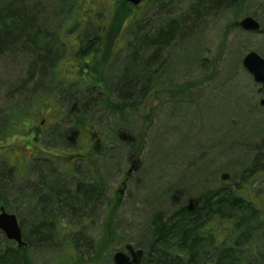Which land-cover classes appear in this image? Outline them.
<instances>
[{"label": "rangeland", "instance_id": "obj_1", "mask_svg": "<svg viewBox=\"0 0 264 264\" xmlns=\"http://www.w3.org/2000/svg\"><path fill=\"white\" fill-rule=\"evenodd\" d=\"M20 1L41 6V22L37 25L45 33L38 34L41 28L22 21L21 30L32 33L34 39L39 36V40L33 39L32 43L24 39L14 52L0 55V178L6 185L9 202L0 207L18 217L22 233L28 237L35 236L31 230L40 222L38 210L42 206L53 209L46 216L55 218L49 220L55 222V235L41 246L27 247L30 264H66L79 259L78 251H83L85 257L78 264H114L112 256L117 251L125 252L126 244L145 252L147 225L156 213L162 211L167 217L166 213L181 203L198 201L207 192L218 190L227 196L233 182L243 185L244 198L260 210L257 214L262 219L253 221L256 226L249 231L243 247L249 264H264V109L257 106L256 86L244 74L242 65L244 55L250 51L264 57V36L237 26L246 15L256 12V19L264 27V11L260 13L250 6L255 0H235L233 6L198 3L201 0H150L135 8L126 3L122 8L126 11L121 21L124 26L116 31L114 45L120 49L108 63L91 65V70H99L106 79L114 100L112 87L127 58L134 53L135 34L141 41L146 32L180 19L176 35L161 47L160 56L152 62L154 76L139 78L150 81L146 95L133 96V103L121 114L89 109L88 122L94 126L87 125L89 131L80 134L77 130L71 142L57 136V130L78 128L74 126L75 115L68 114L64 92L76 84L75 79L67 80L65 76L73 66L64 60L80 46L77 36L81 31L93 28L100 33V40L106 39L116 8L123 0ZM6 2L0 0V11ZM259 2L264 4V0ZM191 5L200 9L198 18ZM21 12L26 14L25 9ZM152 49L145 48L143 59L151 55ZM47 57L52 60L49 68L41 69V63L32 68L38 58ZM86 94L79 95L76 104L87 103ZM43 114L58 124L57 130H51L54 126L38 129ZM16 117L21 122L19 131H12L10 125ZM116 129L131 135L132 140L120 142ZM36 133L40 134L37 140L33 135ZM99 136L109 150L100 173L105 175L107 197L112 202L108 204L106 200L100 209L87 206L75 214L65 204L55 205L52 198L46 205L39 202V191L47 193L52 180H57L56 191L64 194L69 185L77 193L75 186L87 179L89 171L84 161L72 164L71 159L86 154L88 138ZM38 146L45 152L37 151L38 159H29ZM44 159L51 162L43 163ZM255 164L257 174L249 172ZM226 173L229 177L222 179ZM125 179L121 194L120 184ZM252 179L255 180L249 184ZM110 218L115 235L105 250L102 225ZM217 222L215 232L227 235L232 223L222 221L218 227ZM233 240L229 238L227 242ZM166 243L175 244L176 237ZM143 260L146 262L145 255Z\"/></svg>", "mask_w": 264, "mask_h": 264}, {"label": "trees", "instance_id": "obj_2", "mask_svg": "<svg viewBox=\"0 0 264 264\" xmlns=\"http://www.w3.org/2000/svg\"><path fill=\"white\" fill-rule=\"evenodd\" d=\"M7 1L8 2L1 7L2 11H0V55L7 51L14 52L15 47L22 43L24 39L31 42L33 41L34 38L31 36L33 35L32 33L29 34L24 29L21 30L20 22L22 23V21L30 22L38 30L42 29L39 31V34L45 33L43 27L37 25L41 22V19H38L41 13L39 11L41 6L38 4L35 6L28 5L22 3L20 0ZM148 1L150 0H145L144 2ZM203 1L211 5L217 4V6L223 5L222 3L227 6L232 4L233 6L235 2V0H201L198 1V3ZM126 3L129 4L123 0L118 4L112 23L109 26L110 32L106 35L104 41L100 40V33H98L96 29L92 28L90 31H81L77 36L80 46L73 55L71 53L68 54L64 62L74 57L79 59V61L91 58L93 63H108L116 50L120 49V47L116 49L114 45L117 35L116 31L118 29L121 31V28L124 26H122L123 22L121 21L123 16L126 15V11H122V8H124L123 6L126 5ZM197 5H191V9H194L192 11L197 15L196 18H198V11L200 10L199 8L197 10ZM23 9L26 11L25 15H22L21 11ZM179 21L180 19L171 20L165 26L156 28L152 33H150V31L146 32L142 36L141 41L138 39V33L135 34L137 43L134 47V53L131 54V57L127 58L121 75L118 77L117 81H114L115 83L112 87L113 94L116 96L117 101L111 97V88L106 85L104 76L99 75V70H90L92 63L89 66V72L82 71L84 68H88V66L80 62L79 72L76 77L66 74L67 80L75 79L74 81H76L74 86L70 85L71 87L64 89V92L67 94L66 102L68 114L69 116L75 115L76 119L74 121V126L79 129L75 128L76 131L74 129H63L59 131L57 130L58 124L55 123L53 125L54 129L51 128L53 131H58L57 136L63 141L71 142V138H73V136L75 137L78 131L80 134L84 130L89 131L85 128L87 125L94 126V124H89L88 122V120H90L88 116L91 117L88 114L89 109L106 110L109 111V113L121 114L126 107H129V105L133 103V96L138 97L140 93L142 96L146 95L150 81L144 79V82H142L139 78L147 75H149L148 77L154 76L151 74L152 62L157 61V57L160 56L159 51H161V47L169 44L175 37ZM195 23H197V21ZM139 27L141 26L138 25L137 28ZM150 29L153 30L152 27ZM34 40H39V36ZM121 44L124 43L122 42ZM144 47L148 49L154 47L151 55L146 59H143L142 55L145 50ZM128 48L130 49V46H128ZM40 63L42 64L40 65L41 69L44 67L49 68L52 64L51 57H47V59L38 58V60L32 64V68H36ZM154 65L156 64L154 63ZM158 65H161V62L160 64L157 63L156 66ZM41 71L43 75L44 70ZM90 72L92 74H90ZM46 77L48 76L46 75ZM82 93H87L85 97H87L86 100L88 102L82 101L80 104H76L79 101V95ZM94 96L95 98H92ZM20 123V118L16 117L10 125L11 130L19 131L17 127ZM115 133L118 137L117 139L122 142L121 134L125 132L116 129ZM91 136H93V133H91ZM88 142H90V144L87 143L89 148L86 152V158L89 176L84 182H81L80 192H73L74 190L68 185L67 187L69 189H66V191L64 190V194H62V191L60 192L54 189L56 188L57 180H52L51 183L53 186L51 188L49 187L47 193H41L42 191H39L41 199L39 202H43V204L45 203L44 205H46L50 198H52L54 199V203H56L55 205L63 206V204H65L74 214L77 210H82L87 208V206L88 208L97 209L95 206L97 199L100 198H103L105 202L107 200L108 204L112 202H110L112 198L107 197L108 185L104 181L105 175L102 176L100 173L101 167L103 166V157L106 158L109 154L108 146L100 136L99 138L91 137V140L88 138ZM7 165L9 168H12L8 163ZM34 167H37L40 171L42 170L38 166ZM256 167L257 165L255 164V166L250 168L249 172L253 173L257 171L254 169ZM110 171L111 170H107L106 173L108 174ZM52 173L55 172L51 171V174ZM257 173L258 172H255L254 174ZM254 180L255 179H252L249 184ZM242 181L243 178H240V182ZM5 186V183L2 182L0 178V205L8 206L9 202L6 196ZM230 186L231 192H228L227 196L225 193L220 194L218 190L211 194L207 192L203 195V198L198 201L190 200L191 202L189 203H181V205L176 207L171 213H166L167 217L164 216L162 211L151 217L150 223L147 225L148 238L145 240L146 243L144 244L146 262L143 260V264H249L250 262L246 256L247 252L245 248L243 250V246L247 241L249 231L256 226L253 221L255 222L257 218L262 219V217L260 214H257L260 210L256 208V205L252 201L244 198V187L241 183L233 182ZM101 187L103 190H101ZM223 188L224 187H222L221 190H223ZM244 204L247 205V209ZM51 211H53V209H48L46 206H42V208L38 210L37 217H39L40 222L32 226L33 229L31 231L35 232V236L33 235L34 237L24 236L26 242L25 248H18L15 246L16 244H9L0 230V264H30L27 258V247L31 244L40 245V243L44 241H51L52 236L55 235V233L53 234V229L56 226L55 222L49 221L55 220V218L50 215L48 217L46 216V214H49ZM113 212L114 214L116 213L114 210ZM213 220H216V222L218 221V227H221L220 224H222V221L232 223V228H230L228 234L235 235L236 238L231 242H227V239L221 240V233L213 231V227H215L216 224V222H212ZM20 225L22 226V224ZM102 226V232L104 233V239L102 238L104 248L102 249L107 250L106 246L111 245L114 238L112 236L115 235L112 227V218L106 219ZM243 236L244 240L242 239ZM174 237H176V244L171 245L166 243L168 239ZM92 244V241L89 240L88 246L92 248ZM97 252L98 251L95 250L94 255H96ZM78 253L79 259L75 260V258H73V261H76L75 263L72 261L66 264H78L79 262H83L85 259L83 255L84 252L78 251Z\"/></svg>", "mask_w": 264, "mask_h": 264}, {"label": "water", "instance_id": "obj_3", "mask_svg": "<svg viewBox=\"0 0 264 264\" xmlns=\"http://www.w3.org/2000/svg\"><path fill=\"white\" fill-rule=\"evenodd\" d=\"M127 2L138 5L143 0H126ZM239 27L248 31H256L259 29L258 22L253 17H244L238 23ZM243 66L249 70L254 76L256 81H263L264 77H261L257 73V69L260 65L264 66V59L255 51H251L245 55L243 58ZM122 140H130L131 136L122 135ZM134 166L132 163L131 168ZM129 174V173H128ZM228 175L223 174L222 179H227ZM125 184L122 185L120 193H123ZM0 230L4 233L8 240L14 241L18 247L25 246V242L22 240L21 229L18 223L17 216L13 213H8L4 210L3 207H0ZM143 255L142 249H134L130 244L125 245L124 251H117L112 256L114 264H140L141 258Z\"/></svg>", "mask_w": 264, "mask_h": 264}, {"label": "flooded vegetation", "instance_id": "obj_4", "mask_svg": "<svg viewBox=\"0 0 264 264\" xmlns=\"http://www.w3.org/2000/svg\"><path fill=\"white\" fill-rule=\"evenodd\" d=\"M259 1H261V0H255V3L253 4V5H250V6H252L253 7V9H256V11H260V13H262L263 11H264V4L262 3V2H259ZM1 13V12H0ZM246 16H250V17H253L257 22H258V24H259V29L258 30H256V31H245V32H249V33H252V34H259V35H262V36H264V27L260 24V22L256 19V17H257V14H256V12L255 13H253V14H248V15H246ZM245 16V17H246ZM263 57V56H262ZM264 58V57H263ZM68 62H70L71 64L69 65V66H73V67H70L71 68V70H69L68 69V71H69V73H68V76H72V77H76L78 74V72H79V67H80V62H82V63H85L84 65H86V66H88V68H84L82 71H84V72H89L91 69L89 68V66H90V64L91 63H93V61L91 60V58H89V59H84V60H80L79 61V59H76V58H74V57H71V58H69L68 60H67ZM68 66V67H69ZM67 67V66H66ZM67 67V68H68ZM90 69V70H89ZM71 71V72H70ZM92 72V71H91ZM90 72V74H92ZM257 73H258V75L259 76H261V77H264V66L263 65H260L259 67H258V69H257ZM244 74H246L247 75V77L253 82V84L256 86V97H257V106H259V107H262L263 109H264V83H263V81H256V79H255V76L251 73V72H249V70L245 67V65H244ZM43 116V118L41 119V121H40V124L38 125V129H42L44 126L46 127V126H49V127H51V126H53L54 125V122L51 120V118L49 119L48 118V116L46 115V114H43L42 115ZM46 122V123H45ZM29 128H30V124H29ZM52 130V129H51ZM34 135V137H35V139L37 140V139H39V137H40V134L39 133H36V134H33ZM37 151H40V152H45V150H42L39 146H38V149L35 151V153H32L31 155H29L30 157H29V159L30 158H32V159H38L35 155H36V152ZM53 157H54V155H53ZM79 160H82V161H84V163H85V166H86V168H88V166H87V158H86V154H81V155H79L77 158H74V159H71V162L70 163H72V164H74L75 162H77V161H79ZM45 161H47V162H51L49 159H44L42 162L43 163H46ZM42 170L41 171H43V168H41ZM119 178H120V175L118 176V180H119ZM79 181V180H78ZM78 181H76L77 183H78ZM124 181H126V179L125 180H123V183L122 184H120L121 185V187H122V185L123 184H125L124 183ZM92 182V181H91ZM71 185H72V182L70 183ZM101 186V185H100ZM75 189H76V191L77 192H80V186H75ZM101 190H103V188L101 187ZM121 190V189H120ZM119 190V191H120ZM97 196H98V193H97ZM106 205V202H105V200L103 199V198H100V199H97V203H96V208L97 209H100V208H102V207H104ZM212 222H216V220H213ZM243 223H244V221H243ZM213 231H215L214 229H213ZM243 231H244V229H243ZM230 232V231H229ZM228 236V237H227ZM227 236L226 235H223V234H220V239L221 240H223V239H227V240H229V238H236V236H233V235H231V234H227ZM242 239L244 240V236L242 237ZM181 241H182V239H181ZM176 244V243H175ZM173 245V244H172ZM243 250H244V247H243ZM209 264H211V263H209Z\"/></svg>", "mask_w": 264, "mask_h": 264}, {"label": "bare ground", "instance_id": "obj_5", "mask_svg": "<svg viewBox=\"0 0 264 264\" xmlns=\"http://www.w3.org/2000/svg\"><path fill=\"white\" fill-rule=\"evenodd\" d=\"M39 34V33H38Z\"/></svg>", "mask_w": 264, "mask_h": 264}]
</instances>
